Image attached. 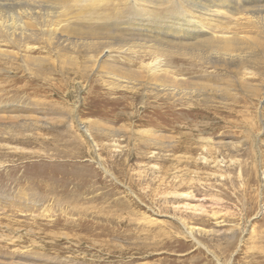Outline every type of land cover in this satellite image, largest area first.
<instances>
[{
  "label": "rangeland",
  "instance_id": "obj_1",
  "mask_svg": "<svg viewBox=\"0 0 264 264\" xmlns=\"http://www.w3.org/2000/svg\"><path fill=\"white\" fill-rule=\"evenodd\" d=\"M252 28L259 46L224 71L161 57L205 85L190 101L153 90L144 49L86 64L84 48L45 36L32 53L0 39L17 55L0 56V264H264V35ZM103 62L145 80L120 84Z\"/></svg>",
  "mask_w": 264,
  "mask_h": 264
},
{
  "label": "bare ground",
  "instance_id": "obj_2",
  "mask_svg": "<svg viewBox=\"0 0 264 264\" xmlns=\"http://www.w3.org/2000/svg\"><path fill=\"white\" fill-rule=\"evenodd\" d=\"M69 5L76 9L71 23L66 19ZM162 7L164 16L159 17L156 10ZM252 27L264 35V0H0V39L8 44L32 53L29 42L45 36L55 41L56 50L84 48L89 54L86 64H97L99 57L92 53L105 54L110 46L144 49L153 56L145 65L153 90L181 101L194 99L205 85L170 75L161 57L179 53L191 65L224 71L242 62L251 46H259L244 34ZM0 56L17 58L1 49ZM44 60L25 58L37 67ZM99 67L127 86L145 80L108 62ZM81 129L89 134L86 126Z\"/></svg>",
  "mask_w": 264,
  "mask_h": 264
}]
</instances>
